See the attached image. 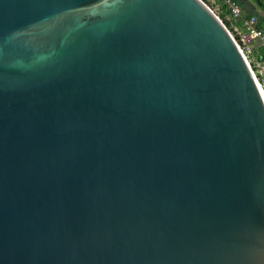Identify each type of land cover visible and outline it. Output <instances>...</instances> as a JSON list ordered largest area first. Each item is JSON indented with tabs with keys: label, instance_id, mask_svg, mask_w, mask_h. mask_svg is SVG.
Wrapping results in <instances>:
<instances>
[{
	"label": "water",
	"instance_id": "obj_1",
	"mask_svg": "<svg viewBox=\"0 0 264 264\" xmlns=\"http://www.w3.org/2000/svg\"><path fill=\"white\" fill-rule=\"evenodd\" d=\"M0 264H264V98L202 0H0Z\"/></svg>",
	"mask_w": 264,
	"mask_h": 264
},
{
	"label": "built area",
	"instance_id": "obj_2",
	"mask_svg": "<svg viewBox=\"0 0 264 264\" xmlns=\"http://www.w3.org/2000/svg\"><path fill=\"white\" fill-rule=\"evenodd\" d=\"M226 5L230 10L233 18H240L242 15V8L234 0H226ZM257 17L251 15L249 18L243 19L242 28H235L233 36L242 56L248 64L252 77L264 98V60H259L254 54V45L264 49V28L257 25Z\"/></svg>",
	"mask_w": 264,
	"mask_h": 264
},
{
	"label": "crops",
	"instance_id": "obj_3",
	"mask_svg": "<svg viewBox=\"0 0 264 264\" xmlns=\"http://www.w3.org/2000/svg\"><path fill=\"white\" fill-rule=\"evenodd\" d=\"M216 3H219V11L226 14V9L223 8L222 5H226V0H214ZM239 6L242 8V15L241 17L249 18L251 15H255L258 19L257 25L260 28H264V0H234ZM215 4V3H213ZM232 16L227 15V18L230 20ZM231 24L234 28H242L235 25L234 21H231ZM258 46L254 45V54L260 60H264V56L259 54Z\"/></svg>",
	"mask_w": 264,
	"mask_h": 264
},
{
	"label": "trees",
	"instance_id": "obj_4",
	"mask_svg": "<svg viewBox=\"0 0 264 264\" xmlns=\"http://www.w3.org/2000/svg\"><path fill=\"white\" fill-rule=\"evenodd\" d=\"M203 2H205L208 6H210V4H208L207 0H203ZM224 9H226V14L222 13V12H219V13H216L217 16L222 20V22L224 24H226V26L229 28L230 31H234V26L231 24V21H234L235 22V25H237L238 27H242L243 26V18L240 17V18H233L231 17L230 20L227 18V15H231L230 14V10L228 8L227 5H222ZM211 8V6H210ZM258 50H259V54L261 56H264V49L260 48V47H257Z\"/></svg>",
	"mask_w": 264,
	"mask_h": 264
},
{
	"label": "rangeland",
	"instance_id": "obj_5",
	"mask_svg": "<svg viewBox=\"0 0 264 264\" xmlns=\"http://www.w3.org/2000/svg\"><path fill=\"white\" fill-rule=\"evenodd\" d=\"M203 1V0H202ZM207 2H208V4H210V6H211V8H210V6H208L205 2V4L216 14V13H219L220 11H219V3L217 2H215L214 0H207ZM213 3H215V4H213ZM217 15V14H216Z\"/></svg>",
	"mask_w": 264,
	"mask_h": 264
}]
</instances>
